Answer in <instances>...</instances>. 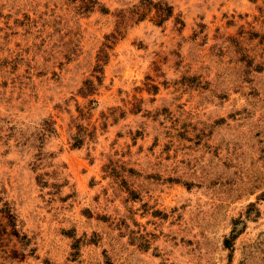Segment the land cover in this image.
<instances>
[{
    "label": "rangeland",
    "instance_id": "1",
    "mask_svg": "<svg viewBox=\"0 0 264 264\" xmlns=\"http://www.w3.org/2000/svg\"><path fill=\"white\" fill-rule=\"evenodd\" d=\"M0 264H264V0H0Z\"/></svg>",
    "mask_w": 264,
    "mask_h": 264
},
{
    "label": "trees",
    "instance_id": "2",
    "mask_svg": "<svg viewBox=\"0 0 264 264\" xmlns=\"http://www.w3.org/2000/svg\"><path fill=\"white\" fill-rule=\"evenodd\" d=\"M225 246L228 248V247H230V243H229V241H225Z\"/></svg>",
    "mask_w": 264,
    "mask_h": 264
}]
</instances>
